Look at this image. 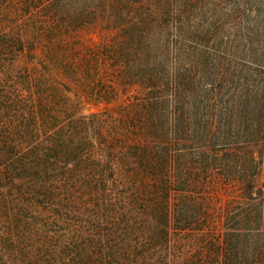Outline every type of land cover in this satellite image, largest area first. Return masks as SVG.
<instances>
[{
  "label": "trees",
  "instance_id": "16d2710c",
  "mask_svg": "<svg viewBox=\"0 0 264 264\" xmlns=\"http://www.w3.org/2000/svg\"><path fill=\"white\" fill-rule=\"evenodd\" d=\"M262 141L264 0H0V264H164L172 224L209 223L185 193ZM251 236L212 244L221 264H264Z\"/></svg>",
  "mask_w": 264,
  "mask_h": 264
},
{
  "label": "rangeland",
  "instance_id": "374dc122",
  "mask_svg": "<svg viewBox=\"0 0 264 264\" xmlns=\"http://www.w3.org/2000/svg\"><path fill=\"white\" fill-rule=\"evenodd\" d=\"M104 36L99 32L90 31L83 33L81 39L90 45L94 42H103L105 40ZM113 71L114 68L112 67L106 69L110 81L116 88V95H118L117 100L111 104V107L117 108L121 105V97L125 98V93L121 92V84L111 78L114 76L116 78ZM7 72V70L3 71L2 80L8 81ZM61 77L72 89V93H65V95L70 98L72 105H78L77 101L81 100L83 107H85L84 114L106 110L105 105L95 103L68 78L64 75ZM129 91L130 94L128 95L137 94L135 90L130 89ZM234 148L236 149L233 155H220V159L231 167L232 178L230 180H224L216 173L195 192L185 193V196L191 201L200 199L203 202L205 209L210 213L209 223L207 226L192 230H177L172 224L161 263L221 264L217 249L212 244H219L228 232L240 233L245 236L252 235L246 241L249 245H253V243L264 245V141L250 145L247 149H244L242 145L234 146ZM10 157L12 155H0V169L4 174L7 173L5 163ZM194 158L195 155H187L186 157L188 162H191ZM208 167L206 170L210 173L212 165ZM118 169V172L121 173V168L118 167ZM202 170L203 168H200L201 172ZM10 173L19 174L21 172L18 170H12L11 172L10 170ZM3 182L7 183V181ZM7 191L8 193H15L13 188ZM23 193L18 197L20 203L28 199L27 195ZM179 195L178 193L172 194V205L179 199ZM63 219L59 221H67ZM29 227L35 228L34 226ZM35 229L37 232L33 239L36 240L35 243L41 244L44 239L42 232L38 231L39 228L37 227ZM209 256L211 259L208 258ZM16 263L22 264L23 262ZM25 264H28V262Z\"/></svg>",
  "mask_w": 264,
  "mask_h": 264
}]
</instances>
